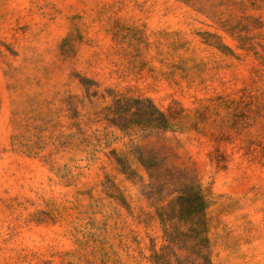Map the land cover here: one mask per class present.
I'll list each match as a JSON object with an SVG mask.
<instances>
[{
  "label": "rangeland",
  "instance_id": "374dc122",
  "mask_svg": "<svg viewBox=\"0 0 264 264\" xmlns=\"http://www.w3.org/2000/svg\"><path fill=\"white\" fill-rule=\"evenodd\" d=\"M0 264H264V0H0Z\"/></svg>",
  "mask_w": 264,
  "mask_h": 264
},
{
  "label": "trees",
  "instance_id": "16d2710c",
  "mask_svg": "<svg viewBox=\"0 0 264 264\" xmlns=\"http://www.w3.org/2000/svg\"><path fill=\"white\" fill-rule=\"evenodd\" d=\"M156 112H158L156 110ZM159 113V112H158ZM159 115H162L161 113H159ZM197 188V187H196ZM192 197H188L186 199V201L188 202L187 205H195L196 207H198V211L195 212V214H190V213H184L181 214V218L184 219L185 223H190L192 222L194 219H199L202 217L203 215V211L206 208L207 203L204 200V197L196 192V194L194 195V201L191 200Z\"/></svg>",
  "mask_w": 264,
  "mask_h": 264
}]
</instances>
